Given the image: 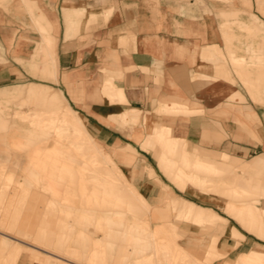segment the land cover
Masks as SVG:
<instances>
[{
    "label": "rangeland",
    "instance_id": "374dc122",
    "mask_svg": "<svg viewBox=\"0 0 264 264\" xmlns=\"http://www.w3.org/2000/svg\"><path fill=\"white\" fill-rule=\"evenodd\" d=\"M94 1L80 0L75 4L66 1L61 9L64 29L66 20L63 12L70 4L81 5ZM99 1L100 4L78 15L83 16L79 26H75L68 34L64 30L65 39L92 28L99 14L107 18L110 8H98L105 3V0ZM222 1L229 2V7H221L215 15L219 21L220 45L203 44L198 49L196 67L188 74L181 75L183 81L220 78L241 87L253 102L264 104L263 93L247 87L242 81L244 72H238L236 63H233L234 57L247 56V51L242 47L244 42L250 40L255 43L264 39V20L260 17H264V0ZM10 2L0 0V6L6 10ZM16 2L21 5L17 8L20 17L29 18L30 23L26 26L37 39L27 58H13L24 67L25 76L7 82L9 86L5 89L9 92L0 93V159L4 161L0 162V264H54V260H58L55 254L63 257L60 262L68 264H146V259L149 260L148 264H264V255L251 258L249 248L228 255L230 249L236 248L245 239L242 229L264 238L262 212H255L258 216L253 223H246V217L236 212L251 202L255 207L264 209V195L254 189L264 180V160L257 155L233 166L228 153L219 152L217 158L221 162L217 161L212 170L194 168L195 158L200 154L209 155V150L214 149L207 151L206 147L197 145L200 151L194 150L195 144L179 132L178 122L163 119L164 115L190 116L200 112L195 108L196 102L185 97L177 99L184 103L166 104L158 101L150 112L144 113L134 107L117 112L116 119L122 125L118 128L124 131L126 141L133 149L127 151L121 148L125 156L121 151H111L109 146L95 137L94 146L85 148L71 143L74 136L67 131L62 134L57 128L44 131L56 111H53L52 105L42 104V90L47 91L45 98L56 93L55 90H60L57 93L62 92L69 107L79 112L76 107L85 105L80 101L83 100V90L75 91L76 74L79 71L64 73V88L60 86L53 34L57 33V23L55 17L52 20L51 9L40 6L38 0ZM252 4L256 12L250 10ZM22 34V31L18 32V36ZM112 39L125 45L133 41V35L124 31L113 35ZM6 41L11 44L13 37H6ZM51 50L53 52L49 54ZM12 53L15 54L14 47ZM4 63L6 61L0 53V64ZM142 69L147 71L145 67ZM252 69L250 66L247 69L249 72L244 73L248 75L247 79L255 77L264 84V77L256 76ZM102 73L109 79L120 76V72H111L113 76L105 70ZM42 85H48L53 90L41 88ZM117 88L108 90L109 103L125 104L127 101L123 89ZM100 98L104 97L97 96V99ZM229 99L245 100L239 89ZM159 105L166 109L174 107L177 111L162 110ZM184 108H188V111H183ZM142 116L152 128H145L139 122ZM111 119L115 121L111 117L106 118V121L111 124ZM161 121L165 125V144L171 141L175 146L173 151L162 152L166 154L164 158L160 154L155 157L152 151L161 137ZM250 121L253 123L255 119ZM53 125L57 126V123L53 122ZM136 129L139 138L136 136L138 134L135 135ZM147 134L150 135L144 140ZM216 138L220 140L223 135L220 133ZM77 141L80 144L79 138ZM138 149L151 155L153 159L148 164H151L161 180L160 186L155 185L157 189L151 199L136 185L141 181L146 182L145 186L152 185V179H148L151 174L142 167L145 162ZM19 153L23 156L21 169L9 162L11 154ZM221 154L227 156L223 159ZM159 172L186 194L198 193L220 198L223 203L219 208L225 216L209 206L177 200L172 188L162 181ZM193 177L197 179L195 183ZM239 182L253 191H245ZM174 192L178 193L175 189ZM156 205L164 207V210L158 209L159 215L166 212L163 218L174 223L171 228L161 227L149 232L147 224L141 221ZM228 217L235 220L239 227L229 224ZM163 218L155 222L164 223ZM217 227L223 228V235L232 240L228 249L218 247L221 237L213 234ZM231 228L241 234L236 235L231 232ZM185 237H188V243L183 246L178 243V239ZM35 258L41 259L36 261Z\"/></svg>",
    "mask_w": 264,
    "mask_h": 264
},
{
    "label": "crops",
    "instance_id": "0c3cea01",
    "mask_svg": "<svg viewBox=\"0 0 264 264\" xmlns=\"http://www.w3.org/2000/svg\"><path fill=\"white\" fill-rule=\"evenodd\" d=\"M66 1L74 4L80 2V0H38V3L44 8L51 9L52 20L55 17L57 23V33L53 32V34L55 35L57 78L60 86L64 88L62 85L64 73L79 71L76 74L78 79L75 80L77 84L75 91L83 89V100L80 101L85 105L77 106L76 110L83 115L88 129L101 143L107 146H120L127 143L124 131L118 128V126L122 127L120 121L111 120L110 124L106 121V118H109L108 115L128 107L137 108L144 113L150 112L158 101L185 97L195 101V108L200 112L190 116L164 115L163 119L165 121L173 119L178 122L179 132L189 142L214 149L218 153H228L233 166L257 155L264 160V104L253 102L235 83L225 82L220 78L185 82L181 76L183 73L188 74L196 67L198 49L203 44L220 45L219 21L215 15L221 7H229V2L222 0H105V3L98 8H110L106 19L99 14L92 28H86L75 36L65 39L64 30L68 34L67 32L79 26L83 19V16L78 15L100 4L99 0L89 4H70L63 12L66 20L64 29L61 9ZM20 6L16 0H11L6 10L0 6V53L6 61L0 64V93L4 94L9 92L5 89L9 86L6 85L7 82L26 74L24 67L16 63L13 58L15 56L27 58L37 39L34 32L26 26L30 23L29 18L20 17L17 11ZM250 10L256 12L253 4ZM260 17L264 20V17ZM21 31L23 34L18 36V32ZM124 31L133 35V41L121 45L112 39L113 35ZM10 36L13 37L11 44L6 41V37ZM17 37H20V40H17ZM142 67H145L147 71ZM103 69L111 75L113 71L120 72V76L114 79V83L123 89L127 101L125 104L109 103L104 98L97 99V96L101 97L98 89L95 87L90 89L87 86V81L101 76ZM44 87L52 89L48 85L41 86V88ZM237 89L244 95L245 100L242 102L229 99ZM55 91L60 92V90ZM30 94L33 95V93ZM36 95L38 96L37 93ZM250 119L255 121L251 123ZM139 122L145 128H152L151 125L146 124L144 116ZM204 132H208L207 139H203ZM220 133L223 138L217 140L216 137ZM135 135L139 138L137 129ZM149 135L147 134L144 140ZM140 155L145 164L151 165L148 164L152 158L151 155L141 150ZM10 157L9 162L13 165L17 164L21 169L23 156L19 153L11 154ZM0 162L4 161L0 159ZM160 177L172 188L177 200L209 206L218 214L222 213L219 206L223 202L220 198L198 193L186 194L179 191L164 177L165 180L161 173ZM145 184L146 182L141 181L136 185L142 188L148 199H151L157 187L155 185L148 187ZM174 189L178 193H175ZM158 209L164 210V207L156 205L151 208L141 221L147 224L149 232L161 227L171 228L174 223V221L167 222L163 218L166 212L161 213V216ZM220 215L225 216L224 213ZM161 217L164 223L155 222ZM227 220L229 224L239 227L232 218L228 217ZM242 230L245 239L236 248L230 249L228 255L250 246L258 244L264 246V238ZM224 233V229L219 227L213 231L214 235L221 237L218 247L223 250L228 249L232 244V240L223 235ZM178 241L185 246L188 243V237Z\"/></svg>",
    "mask_w": 264,
    "mask_h": 264
},
{
    "label": "bare ground",
    "instance_id": "6f19581e",
    "mask_svg": "<svg viewBox=\"0 0 264 264\" xmlns=\"http://www.w3.org/2000/svg\"><path fill=\"white\" fill-rule=\"evenodd\" d=\"M91 14H93V12H91ZM245 37H246V35H245ZM248 41L249 42H247V43L244 42V44L242 45L244 50L247 51L246 52L247 56L245 58L242 57L241 55H240L241 57H239V58L234 57L233 63H236L237 68H238V72H244V73L246 72L247 73V72H249L247 70L248 67L252 66L253 67L252 70L256 76H258L260 78L264 77V39L257 41L255 43H251L252 41H250V40H248ZM51 49L53 50V48H51ZM52 50L49 54H52V52H53ZM52 59L54 60V58H52ZM50 61H51V59H50ZM244 73L242 76V81L246 84V86L253 88V89H256L258 92H261L264 95V84H262L261 81L256 79L254 76H251L254 78L247 79L248 75L247 74L244 75ZM114 79H115V76H113L112 79H109V78H107V76L105 74H102L101 76H99L96 79L87 81V86L90 89L93 87L98 89V93L100 94V96L104 97V98L108 97V99H106V100L109 102V101H111V99H110V96H109L110 93H108V90L112 87L117 88V85L114 83ZM117 90H120V89L117 88ZM42 93L40 94L41 95L40 99H41L42 104L52 105L53 111H56V113H53V114H55V116L51 115V118L53 120L50 121L51 123L49 122L48 125H46V127H45L46 129L44 131L47 132L48 128H52L53 130H55V128H57L58 130H60V134L67 131L68 133H71L72 136H74V138H72L71 143L73 142L74 145H80V147L82 146L85 148H92V146H94L93 145L94 144L93 143L94 135L88 129V127L85 123V118L83 117V115L79 112L73 111L69 107V105L67 104V102L65 101V99L62 95V92H61V94L57 93V92L51 93L49 95V97H46V98L44 96L47 94V91L42 90ZM177 99L178 98H174V99H171L168 101H162V102L166 103V104L184 103V101H179ZM159 109L164 110V109H166V107L159 105ZM167 109H170L173 112L177 111V109L174 107H169ZM182 110L188 111V108H184ZM57 114H58V116H57ZM115 114L116 113L110 114V115H108V117L114 118L116 120L117 115H115ZM53 122L57 123V126L53 125ZM164 130H165V125H164V122L161 121V123H160V136L161 137H159V139L156 141V143L154 144V149L152 150L153 153L155 154L154 155L155 157H157V155L160 154L159 156L161 158H164L166 155L165 152H164V155L162 153L164 150L170 152V151H173L175 149V146L172 144L171 141H168L167 144H165V140L163 137ZM206 136H208V132H204L203 139H207ZM77 138L80 139V142H79L80 144H78ZM67 139H69V141L71 140L69 137H67ZM83 143H85L84 146H83ZM109 147H110V150L114 151V152L121 151L120 150L121 148H125L127 151L133 150L132 146H130L128 143H124L120 146H109ZM206 149L208 151V149H210V148H206ZM194 150L200 151V148L197 145H195ZM209 151H211L209 153V155L203 154L204 156H202L200 154V156L195 158V162L193 163L194 168L201 169L202 171H209V170H212L217 165V161L220 160L217 158L219 153L214 151V150H209ZM121 152H122V154H124L123 156H125V153L123 151H121ZM226 156H227V154H223V155L221 154V157H223V159ZM219 162H221V161H219ZM142 167H144L146 170H149L151 177H149L148 179L149 180L152 179L151 184L160 186L161 180L159 179L158 175L153 171L151 166L147 165V164H143ZM214 170L217 171V169H214ZM193 181L195 183L197 181V179L195 177H193ZM147 183H148V181H147ZM239 183H240L241 188H243L245 191L246 190H247V192L249 190L253 191V189H250V187H247L246 184H242L241 182H239ZM254 189L259 191V193L261 195H264V180H262L261 183H259V185L256 186ZM252 204H253V202H251V204H249V205L248 204L245 205V207H241V208H238L236 210V212L240 216H243V218L246 217V219H244L246 221V223L255 222V220L257 219V216H258L257 214H255V212H257V211L262 212L263 214L261 216H264V209L262 210L260 208H257ZM231 232H234L236 235L241 234L238 230L232 229V228H231ZM248 248H249V253H250L251 258L252 257L257 258V257H261L264 255V246H261L260 244H258L256 246H250ZM54 257H55V259H58V260H54V264H68L65 262H60V260L63 259L62 256L55 254ZM35 259L37 261V260H40L41 258L40 259L35 258ZM43 260L45 261V259H43ZM145 263L148 264L149 260L146 259ZM73 264H77V263H73Z\"/></svg>",
    "mask_w": 264,
    "mask_h": 264
}]
</instances>
